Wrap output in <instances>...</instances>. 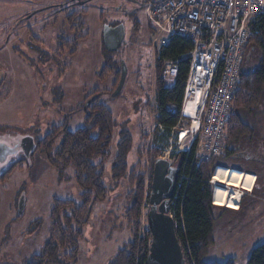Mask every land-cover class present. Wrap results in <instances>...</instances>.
<instances>
[{"label": "rangeland", "instance_id": "rangeland-1", "mask_svg": "<svg viewBox=\"0 0 264 264\" xmlns=\"http://www.w3.org/2000/svg\"><path fill=\"white\" fill-rule=\"evenodd\" d=\"M129 6L126 0H0V143L12 144L23 137L36 142L53 126L66 125L71 131L83 127L86 114L82 107L92 94H98L115 122L103 165L106 199L91 206L75 264H108L131 240L126 220L131 206V175H144V197L148 196L151 149L158 151V158L170 152L164 159H170L174 167L179 153L173 152L186 149V141L179 144L170 136L166 143L154 140L158 137L154 108L159 49L150 38L151 23L144 11L130 16L125 13ZM74 13L72 21L68 16ZM134 19L139 21L137 27ZM113 20L124 24L125 40L119 50L108 52L103 29ZM250 48L245 50L242 71ZM122 63L127 69L124 85L113 96ZM174 81L163 83L170 87ZM260 108L263 119L259 129L264 140V104ZM190 128L191 123H186L177 132ZM124 131L130 134L132 144L126 176L116 181L111 168L119 133ZM217 160L224 165L216 168L225 169L229 162ZM235 162L252 169V164ZM13 165L16 167L0 178V264H24L40 254L49 237L54 202L78 201L80 194L72 169L60 173L36 151L28 157L22 152L11 156L1 167L0 176ZM261 177L259 190L264 192V175ZM251 207L247 214L246 207L236 217L223 218L206 261L231 259L234 264H247L251 251L264 243V205ZM148 210L144 198L139 216L144 237Z\"/></svg>", "mask_w": 264, "mask_h": 264}, {"label": "trees", "instance_id": "trees-1", "mask_svg": "<svg viewBox=\"0 0 264 264\" xmlns=\"http://www.w3.org/2000/svg\"><path fill=\"white\" fill-rule=\"evenodd\" d=\"M75 14L68 17L74 21ZM250 33L245 50L249 45L264 50V14L250 23ZM62 45L63 43L60 46ZM191 49L190 41L175 35L158 51L155 60L157 78L154 119L156 127L163 128V133L159 135V131L156 132L158 134L154 139L156 143L158 141L166 143L168 136H171V130L179 122V108L189 68V61L182 57ZM165 61H173L178 70L174 84L170 87L165 86L161 78ZM261 70V73L256 74L244 73L241 65L234 103L225 128L227 137L224 150L228 153L225 152L209 162L195 165L192 164L191 155L180 152L174 161L179 175L175 194L171 200L170 214L175 221L176 237L186 264H234L231 259L224 262L205 260L209 248L214 244V234L220 222L225 217L233 218L241 212L240 208L231 210L213 205V187L210 181L216 166H223L217 159L227 160L233 145L240 141L245 142L252 133L247 125H242L239 113L247 112L260 103L264 87V66ZM171 106L175 108L174 112L169 110ZM82 109L86 114L83 127L71 131L66 125L53 126L44 138L34 141L33 152L42 154L55 170L60 173L68 169L73 170V180L80 194L78 201L66 199L54 202L49 237L40 254L32 256L24 264H75L79 255V241L83 237L84 227L92 213L91 206L106 199L107 188L104 183L103 165L109 156L115 122L112 113L100 101L98 94L90 95ZM131 144L132 138L128 132L119 133L111 168L113 180L117 181L126 176L127 157ZM151 150L149 189L153 165L158 159V151L154 148ZM15 167L16 165H13L0 178L3 179ZM228 169L235 170L231 167ZM132 174V188L128 197L131 206L126 213L131 240L116 251L108 264H145L149 252L151 240L149 231L144 237L139 229V216L144 198L148 202V196L144 197L145 178L143 174ZM181 175L188 180L181 179ZM247 264H264V243L251 251Z\"/></svg>", "mask_w": 264, "mask_h": 264}, {"label": "built area", "instance_id": "built-area-1", "mask_svg": "<svg viewBox=\"0 0 264 264\" xmlns=\"http://www.w3.org/2000/svg\"><path fill=\"white\" fill-rule=\"evenodd\" d=\"M143 11L151 23L150 38L159 50L175 35L192 44L191 51L182 57L189 61V68L179 122L170 137L179 144L186 141L184 151L173 153L191 155L195 165L209 162L224 149L250 23L264 14V0H145ZM177 72L173 61H165L163 81L173 83ZM169 110L174 112L175 108ZM186 123H191V128L186 129L182 140L183 132H177V128ZM157 128L162 134L163 128ZM181 179L188 180L184 175ZM210 184L214 190L216 184L212 180Z\"/></svg>", "mask_w": 264, "mask_h": 264}, {"label": "water", "instance_id": "water-1", "mask_svg": "<svg viewBox=\"0 0 264 264\" xmlns=\"http://www.w3.org/2000/svg\"><path fill=\"white\" fill-rule=\"evenodd\" d=\"M144 8L145 5H141V9ZM112 30L114 29L107 25L103 29V44L108 52L117 51L123 42V29H120V36L114 40ZM126 73V66L122 63L120 79L113 96L120 93ZM34 147V140L31 137L16 140L12 146L0 143V157L3 158L1 161L19 152L28 157ZM178 175V168L174 167L171 162L161 158L155 160L148 194L149 210L146 222L151 240L145 264H186L182 248L176 237L175 221L170 216V205L175 194Z\"/></svg>", "mask_w": 264, "mask_h": 264}, {"label": "flooded vegetation", "instance_id": "flooded-vegetation-1", "mask_svg": "<svg viewBox=\"0 0 264 264\" xmlns=\"http://www.w3.org/2000/svg\"><path fill=\"white\" fill-rule=\"evenodd\" d=\"M129 3V9L125 10V13L130 16H135L141 9V5H145V0H126ZM84 4L85 1H78V4ZM53 7V6H52ZM122 25V26H121ZM134 27L139 25L138 19H134L133 23ZM109 28L114 29L112 30V39H116L120 36V29H123V42L125 40V27L124 24L119 20H113L111 24L107 25ZM120 45V47L122 46ZM104 45V44H103ZM119 47V48H120ZM119 50V49H118ZM250 52H248L247 56L245 57L246 64L243 68V71H247V73L256 74L261 73V68L264 66V50L258 47H251ZM255 55V56H254ZM257 55V59H256ZM245 56V50L242 56V61ZM251 58H253L251 61ZM249 61V62H248ZM255 61V64L252 65V62ZM264 85V84H263ZM264 104V87L261 94V101L260 103L252 108L249 111H242L239 113L240 119L242 121V125H247L251 129V135L249 136L248 140L245 139V142L240 141L233 145V150L230 152V155L227 160L229 161L226 166L228 167H235V168H246L244 166L236 164L235 160H241L245 163L252 164V169H254L259 175H264V140L260 137V124L263 117L259 116L260 107ZM13 143V142H12ZM12 146V144H8ZM225 150L223 149L221 154H225ZM228 153V152H226ZM220 154V155H221ZM224 156V155H223ZM11 156H8L4 161L2 157H0V169L1 167L7 162V160ZM224 165V163H222ZM244 204V203H243ZM246 208V206H241L240 209Z\"/></svg>", "mask_w": 264, "mask_h": 264}, {"label": "bare ground", "instance_id": "bare-ground-1", "mask_svg": "<svg viewBox=\"0 0 264 264\" xmlns=\"http://www.w3.org/2000/svg\"><path fill=\"white\" fill-rule=\"evenodd\" d=\"M187 114L192 116V111L187 109ZM184 136L185 133L183 132L181 134L182 140ZM211 180L212 183L216 184L212 195L214 201L213 205L217 206L218 203L225 208L237 210L239 208L238 205L240 204V198L242 196L241 192L245 191L241 190V188L251 190L252 183L254 182L255 177L253 175L238 172L235 170L218 167L216 168V171L214 172ZM229 187L230 189H236V191H232V189L228 190L227 188ZM237 191H241V194L237 193Z\"/></svg>", "mask_w": 264, "mask_h": 264}, {"label": "crops", "instance_id": "crops-1", "mask_svg": "<svg viewBox=\"0 0 264 264\" xmlns=\"http://www.w3.org/2000/svg\"><path fill=\"white\" fill-rule=\"evenodd\" d=\"M231 168H234L236 171L242 172V173L250 172L255 177V180L252 183L251 190L250 189L246 190L244 188H241V190H245V191H242V192L241 191H237V193H240V192L242 193V196L240 198V205L239 206L240 207L241 206H246L247 207L246 208V212H245L246 214H247L248 210L252 208L251 206H259V205L263 206L264 205V192L259 190V182H260V178H262L261 175L257 174L254 169L235 168V167H231ZM227 169H228V167H227ZM230 170H233V169H230ZM227 189L231 190L232 188L230 189V187H229ZM232 191H236V189H232Z\"/></svg>", "mask_w": 264, "mask_h": 264}]
</instances>
